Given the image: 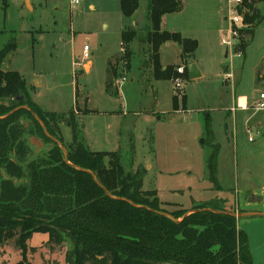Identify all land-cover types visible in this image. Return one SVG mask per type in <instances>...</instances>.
Instances as JSON below:
<instances>
[{
	"label": "rangeland",
	"instance_id": "1",
	"mask_svg": "<svg viewBox=\"0 0 264 264\" xmlns=\"http://www.w3.org/2000/svg\"><path fill=\"white\" fill-rule=\"evenodd\" d=\"M227 1L231 0H181L183 8H192L195 18L191 19L199 29L195 63L202 76L181 80L180 87L175 82L152 79L151 69L143 64L145 46L137 40L131 71L123 73L119 64L118 81L110 94L106 93L108 61L114 58L111 63L115 67L121 31L125 24L130 25L120 11L119 0H79L78 5L70 0H0V54L6 46L14 45L1 60L0 70L20 74L30 99L46 111L66 115L73 111L81 139L92 152L120 151L127 169L132 148L133 171L145 169L142 190L155 191L165 210L176 209L167 206L170 204L189 210L197 203L223 201L222 197H230L235 187L258 184L264 168V125L259 134L257 130L246 132L249 125L245 128L251 113H264L253 109L237 112L236 121L233 113H228L238 95L253 93L257 97L264 93V0H249L252 11L248 14L255 11L257 19L252 30L247 27L240 32L239 44H245L241 58L234 54L237 49L227 52L220 43L228 28L216 11L225 8L226 12ZM145 14L141 0L138 17ZM141 17V27L137 28L145 37ZM218 26L224 27L220 33L215 30ZM199 32H207L204 41ZM84 47L93 63L89 73H85L89 66L78 62ZM168 57L166 61L172 62L175 54ZM175 94L179 113L172 112ZM206 124L211 133L206 131ZM60 129V148L66 152L71 130L64 125ZM34 146L42 151L45 148L39 142ZM215 160L224 167L216 174L218 186L229 187L221 194L207 166ZM245 162L249 163L245 166ZM225 207L233 208L229 204ZM47 240V235L32 236L26 243V263L66 264L67 245L51 251ZM21 260L15 238L0 246V264H18Z\"/></svg>",
	"mask_w": 264,
	"mask_h": 264
},
{
	"label": "trees",
	"instance_id": "2",
	"mask_svg": "<svg viewBox=\"0 0 264 264\" xmlns=\"http://www.w3.org/2000/svg\"><path fill=\"white\" fill-rule=\"evenodd\" d=\"M140 1L119 0L122 15L131 18ZM143 1L146 65L152 79L188 80L185 66L180 75L178 67L163 69L159 60L161 46L169 42L179 46L184 65L197 50V41L161 31L163 17L183 9L181 0ZM247 6L252 11L251 4ZM256 15L255 11L244 15L251 30ZM137 35L129 28L121 32L117 61L126 74ZM238 48L243 52L245 44L241 41ZM13 49V44L6 46L0 62ZM107 74L105 91L110 94L118 69L108 64ZM26 87L17 72L0 70V246L15 238L22 257L18 264H28L26 243L34 234L47 235L51 251L67 245L66 264H253L247 235L237 229L234 217L222 214L241 210L227 209L226 202L218 200L194 204L189 210L166 204L176 209L165 210L155 191L142 190L145 169L133 171L132 148L127 169L120 151L92 152L81 139L73 111L67 115L46 111L30 99ZM185 100L183 96L184 106ZM172 107L178 110L177 94ZM63 125L72 137L65 154L60 148ZM206 131L211 133L209 124ZM31 142L41 143L45 151L35 154ZM207 166L217 185L215 161ZM188 212L192 213L186 216Z\"/></svg>",
	"mask_w": 264,
	"mask_h": 264
},
{
	"label": "crops",
	"instance_id": "3",
	"mask_svg": "<svg viewBox=\"0 0 264 264\" xmlns=\"http://www.w3.org/2000/svg\"><path fill=\"white\" fill-rule=\"evenodd\" d=\"M144 4H145V12H146V3L144 2ZM81 7H82V4L79 5V9ZM89 8L91 10L94 9L92 5H90ZM138 10L135 12V14L131 18H126L130 22V25L125 24L123 30L125 28L137 30L138 35H137V39L135 41L138 40L139 43H141L145 46V54H146L145 57L146 58L144 60L145 63H143V64H146V62H148V59H149V46L146 44V36L145 37L140 36V34H139L140 28H137V26L141 25V21H140L141 16L138 17ZM219 10L220 9H218L216 11L218 18H220V20H223V22L226 21V24H227V19H226L227 6H226V12H225V8L222 12L221 11L219 12ZM191 17L195 18L194 16H192V8L189 6L184 7L178 13L168 14V15L164 16L162 19L161 31H167V32H171V33H174V32L179 33L183 38H186V39H191L192 38L191 36H195V38H196L195 41H197V43L199 45V41H198L199 38L196 37V33L198 32L197 30H199V29L196 30V25L194 23V20L191 19ZM141 18H142V24H145V27H146V25H147L146 14L144 15V17H141ZM223 28L224 27L219 28V26H218V28H215V30H217L216 32L220 33L223 31L222 30ZM227 28H228V24L226 25L225 29H227ZM203 29H205V28H203ZM187 33L190 35H187ZM199 33L203 36L201 38L204 41L206 38L207 32H199ZM221 35L222 34H220V36ZM191 40H193V39H191ZM135 41L133 42V44L135 43ZM133 44L131 46L132 53H133ZM197 50H198V47H197ZM197 50L195 51L193 58L191 59V60H193V63L195 64V66H196L195 60H196ZM120 51H121V42H120ZM169 53L172 54V58L175 54V59L174 60L172 59V62L166 61L167 58H169L168 57ZM180 53H181V50H180L179 46L175 43L169 42V43H166L163 46H161V48L159 50V60H160V64L163 67V69H165L167 66H176V67L185 66V68H186V64L184 65L183 61L181 60ZM119 55H120V52L118 53V56ZM227 56L228 55L226 52L225 58ZM244 56H245V54H244ZM133 57H134V53L132 55V60H133ZM113 59L111 58L108 61V64L112 65L111 62L113 61ZM132 60H131V68H132ZM79 61L84 62V64H87L89 66L88 71L85 72V73H89L91 71L92 66H93L92 60L89 58L84 59L83 57H81L78 60V62ZM141 62H143V61H141ZM75 64H77V63H75ZM114 64H115V68H118L120 63L117 62V60H116L114 62ZM140 68H141V65H140ZM196 68H197V66H196ZM197 70H198L200 77H201L202 71L199 70L198 68H197ZM186 72H187V70H186ZM116 81H118V80H116ZM116 81H114V82H116ZM114 82H113V86H114ZM157 83H159V82H157ZM157 83H156V85H157ZM115 88H118V84L116 85ZM118 93L119 92L117 91V94ZM173 96H172V98H173ZM257 98H258V96L257 97H256V95L254 96L253 93H245V94L238 95L235 98V100L233 101L234 102L233 108L236 106L237 103H239L241 106H246L249 108L252 106L253 102H255L257 100ZM33 102L36 105H38V103H36L35 101H33ZM233 102H232V104H233ZM251 111H252V109H249L248 111L240 110L237 112L238 113H240V112L249 113ZM172 112L179 113V112H181V110L174 111L173 107H172ZM237 112L233 113L230 110L228 111V113H233L232 114L233 115V121H236V113ZM51 113H54V112H51ZM120 113L123 116V113L122 112H120ZM262 113H264V112H262ZM110 114L113 117H114V115H116L115 112H111ZM248 125L250 126V129L246 128ZM263 125H264V114L256 116V114L251 113V115L246 119V126H245L246 132H248V133L253 132V131L256 132V130H257L256 133L259 134ZM70 136H71V134H70ZM31 143L33 145H35L34 142H31ZM234 143H235V141L232 140V145H234ZM113 144H114V142H113ZM33 148H35V152H34L35 154H39L40 152H42V150L37 148L36 146H33ZM234 150L237 151V146ZM43 151H45V150H43ZM218 151L216 153V157L218 156L217 155ZM220 162H221V160H220ZM235 162H238V160L236 159ZM248 163L249 162H245L244 165L245 164L247 165ZM215 166H216V174L219 173L220 169L224 168V167L220 166L219 162H216V160H215ZM225 166L229 168V166L227 164ZM248 167H251V166H248ZM248 167H246V169ZM261 172H262V175L260 177L258 184L255 185L254 183H252V184L249 183L248 187H245V188L235 187L234 189H232V195L230 197H227V196L222 197L223 201L226 202L225 203L226 205L229 204L234 209H237V210L239 209L242 211V213H236V214H255V215H252L249 217H243V218L236 219L237 229L243 231L247 235L248 246H249V250H250V254H251L253 264H264V168H263V171H261ZM216 182H217V186H218L219 182H218L217 177H216ZM228 188L229 187H224V186L222 187V185H221V187L218 186L217 192H219V194H221L224 191H226V189H228ZM162 203H164V202H162ZM175 205H177V204H175ZM178 207H180V206H178ZM180 208L183 209L182 207H180ZM184 210H187V209H184Z\"/></svg>",
	"mask_w": 264,
	"mask_h": 264
},
{
	"label": "built area",
	"instance_id": "4",
	"mask_svg": "<svg viewBox=\"0 0 264 264\" xmlns=\"http://www.w3.org/2000/svg\"><path fill=\"white\" fill-rule=\"evenodd\" d=\"M249 0H231L230 2L227 1V24H228V31L227 35H222L220 37V43L223 45L227 52L231 50L232 53H234V49H237L238 52L234 53L238 58L243 57L241 50L238 48L239 45V37L240 32L242 29L247 28V25L243 22V18L245 14H248L250 11L248 6ZM71 4L78 5L79 0H70ZM88 49L87 47H84L83 49V58H88ZM178 74H183L185 69L184 66H180L177 68ZM227 78H231V74H227ZM175 86L180 87L181 86V79H176ZM253 109L254 112H264V93H260L258 95V98L255 102H253L251 107L241 106L239 103L236 104L234 108L231 109L233 113L243 110L248 111L249 109Z\"/></svg>",
	"mask_w": 264,
	"mask_h": 264
},
{
	"label": "water",
	"instance_id": "5",
	"mask_svg": "<svg viewBox=\"0 0 264 264\" xmlns=\"http://www.w3.org/2000/svg\"><path fill=\"white\" fill-rule=\"evenodd\" d=\"M186 70H187V74H188V79H190V80H194V79H197V78H199L200 77V74H199V72H198V70H197V68H196V66H195V64L193 63V60H188L187 62H186ZM20 109V108H19ZM24 109H26L25 107H24ZM18 110V109H17ZM17 110H14L13 112H11L10 114H12V113H14L15 111H17ZM10 114H8V115H10ZM7 115V116H8ZM6 116V117H7ZM32 116L34 117V119L36 120V121H38L39 122V124L42 126V128H43V125H42V123L38 120V118L36 117V115L34 114V113H32ZM3 119V118H2ZM45 134L47 135V133H46V131H45ZM46 148H44L43 150H45ZM63 153L65 154V152L63 151ZM65 158H66V156H65ZM192 212H188V213H186L185 215L186 216H188L189 214H191ZM218 213H220V212H218ZM222 214H226V215H229V216H232V217H234L235 219H238V218H243V217H249V216H252V215H255V214H231V213H222ZM167 217H169L168 215H166Z\"/></svg>",
	"mask_w": 264,
	"mask_h": 264
},
{
	"label": "bare ground",
	"instance_id": "6",
	"mask_svg": "<svg viewBox=\"0 0 264 264\" xmlns=\"http://www.w3.org/2000/svg\"><path fill=\"white\" fill-rule=\"evenodd\" d=\"M243 102V101H242Z\"/></svg>",
	"mask_w": 264,
	"mask_h": 264
}]
</instances>
